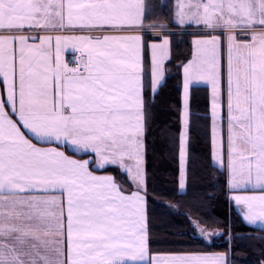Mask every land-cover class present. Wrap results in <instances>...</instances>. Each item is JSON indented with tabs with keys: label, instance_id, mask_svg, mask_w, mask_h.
Masks as SVG:
<instances>
[{
	"label": "snow or ice",
	"instance_id": "obj_1",
	"mask_svg": "<svg viewBox=\"0 0 264 264\" xmlns=\"http://www.w3.org/2000/svg\"><path fill=\"white\" fill-rule=\"evenodd\" d=\"M176 27L191 56L175 194L196 167L224 176L228 220L206 218L198 193L186 202L189 240L221 238L223 251L151 249L146 136ZM201 118L204 157L192 148ZM233 205L264 230V0H0V264H236L256 237L234 230Z\"/></svg>",
	"mask_w": 264,
	"mask_h": 264
},
{
	"label": "trees",
	"instance_id": "obj_2",
	"mask_svg": "<svg viewBox=\"0 0 264 264\" xmlns=\"http://www.w3.org/2000/svg\"><path fill=\"white\" fill-rule=\"evenodd\" d=\"M171 59L165 67V83L159 95L155 98L153 120L149 125L146 136V172L149 190V216L151 219L150 230L152 232L151 249L153 252H174L192 249L205 251H223L221 238H215L214 244L189 240L192 230L187 220L189 212L186 202L195 192L205 197L202 211L206 218L226 221L229 219V205L222 194L224 176L211 167H196L189 172V186L187 196L175 194L178 186L175 178L178 176V134L179 114L181 107L182 68L179 67L182 60L190 58L191 36L180 33L178 28L172 29ZM147 60V56H146ZM193 113H208V91L203 87H194L192 95ZM195 122L196 117L193 116ZM201 132L194 133L192 148L201 156H207L210 144L205 143L203 133L205 126L210 123L201 118L199 121ZM177 144L174 146L172 138ZM83 158V157H79ZM115 170H107L104 173L113 174ZM155 193V194H154ZM210 197V198H209ZM169 203H178L176 209L169 208ZM231 213L232 226L236 232L251 233L256 239L243 243L234 252L232 259L236 264H261L264 261V230L255 229L241 223L235 212L234 206ZM214 226V225H213ZM205 245H207L205 247ZM236 253H239L237 255Z\"/></svg>",
	"mask_w": 264,
	"mask_h": 264
},
{
	"label": "crops",
	"instance_id": "obj_3",
	"mask_svg": "<svg viewBox=\"0 0 264 264\" xmlns=\"http://www.w3.org/2000/svg\"><path fill=\"white\" fill-rule=\"evenodd\" d=\"M172 33H174V32H172ZM171 33V34H172ZM151 37H152V33H151V31H148L147 32V35H146V45H147V43H151V42H153V40L151 39ZM155 42H159V38L157 37L156 39H155ZM145 55L147 56V63H148V65L150 66V53H148L147 51H146V53H145ZM72 57H74V53L71 51V50H68V51H66L65 52V60L67 61V62H69V60H70V58H72ZM167 62L168 61H166L165 62V67H166V64H167ZM70 64V63H69ZM166 76V75H165ZM194 87H203V88H206L207 89V87L206 86H204V85H200V86H194ZM181 91H182V89H181ZM207 91H208V89H207ZM83 157V159H87L88 157L87 156H82ZM107 170H114L111 166H109L106 170H98L97 171V174H100V175H103V174H108V173H104L105 171H107ZM110 174V173H109ZM234 206V205H233ZM234 209H235V206H234ZM249 227H251V226H249ZM252 228H255V229H260V227L259 226H256V227H252ZM261 230V229H260Z\"/></svg>",
	"mask_w": 264,
	"mask_h": 264
},
{
	"label": "built area",
	"instance_id": "obj_4",
	"mask_svg": "<svg viewBox=\"0 0 264 264\" xmlns=\"http://www.w3.org/2000/svg\"><path fill=\"white\" fill-rule=\"evenodd\" d=\"M73 61H74V57L70 58L69 60L70 66H72Z\"/></svg>",
	"mask_w": 264,
	"mask_h": 264
},
{
	"label": "rangeland",
	"instance_id": "obj_5",
	"mask_svg": "<svg viewBox=\"0 0 264 264\" xmlns=\"http://www.w3.org/2000/svg\"><path fill=\"white\" fill-rule=\"evenodd\" d=\"M178 28V27H177ZM178 30H180L179 28H178ZM191 31V28H188L187 29V32H190ZM180 33H181V30H180Z\"/></svg>",
	"mask_w": 264,
	"mask_h": 264
}]
</instances>
